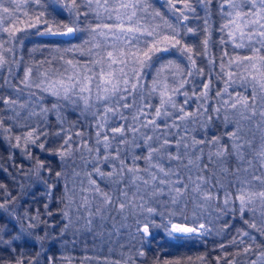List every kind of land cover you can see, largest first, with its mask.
Here are the masks:
<instances>
[{"label": "snow or ice", "instance_id": "6c2138e0", "mask_svg": "<svg viewBox=\"0 0 264 264\" xmlns=\"http://www.w3.org/2000/svg\"><path fill=\"white\" fill-rule=\"evenodd\" d=\"M0 142L16 169L0 171L19 189L0 183L7 264H143L154 241L182 247L237 218L214 264H264V0H0ZM29 197L42 207L24 208ZM128 228L140 248L112 239ZM87 236L93 248L72 255ZM197 262L211 264H153Z\"/></svg>", "mask_w": 264, "mask_h": 264}, {"label": "trees", "instance_id": "16d2710c", "mask_svg": "<svg viewBox=\"0 0 264 264\" xmlns=\"http://www.w3.org/2000/svg\"><path fill=\"white\" fill-rule=\"evenodd\" d=\"M158 4H163V0H158ZM49 10L55 11L56 14L60 16L61 19H63L66 15L65 13H62L59 8L53 7L52 9H49ZM212 12H213V15H212L213 28H218L220 24V19H219V16L215 15L214 7L212 9ZM200 15L203 16L204 13L201 11ZM190 23L193 27L199 24L201 30L203 29L202 20L201 21L191 20ZM203 38H204V35H203V32L201 31L200 35L196 37H189L188 43L189 44L195 43L199 45L200 42L203 40ZM219 38H220L219 33L216 31H213L211 34L212 50L217 56L220 53V47L218 45ZM39 39L40 38L32 37L31 41H25L23 48L18 53V55L23 56V59L26 62L30 58L31 49L38 43ZM31 55L37 60L41 59V54L39 51L35 53H31ZM44 55H47V53H45ZM205 64L206 62L204 61L200 62V66L202 67H204ZM13 70L15 72H20L21 76L23 75V73L20 71L19 68H14ZM4 92L5 94H7L8 89H4ZM72 119H75V117L73 116ZM223 131H224V127L221 122H217L215 127H213V129L211 130L212 134L214 135H220L223 133ZM49 146L54 147L55 144H50ZM36 151H37V154H39L42 159H45L51 166L57 167L59 165L58 158L49 156L47 153L41 154L39 153L38 149ZM8 158H9V148L6 143L0 142V168L8 167L10 172L15 173L16 169L11 167ZM20 159L21 158L19 154L17 153V156H16L17 164H19ZM26 163L27 161H25V164ZM0 183H5L13 191V195H16L19 191L18 187L15 184H13L12 178L7 172L0 171ZM25 183H26V187L31 188V185H29L27 182ZM61 191L62 189L57 190V200H54L50 203V207L53 209V211H56L57 208L60 207V205L58 204V197ZM41 192H42V186L35 188V197H39L41 195ZM32 199L33 197L28 198V200L24 204V208L31 207L35 209L37 206L42 207V203L34 204L32 203ZM21 211H23V208L21 209ZM56 219L59 220V216H57ZM112 223H113L112 221H109V228H111ZM115 223H116V227L119 228L120 221H116ZM128 223L129 225H131L132 221L129 220ZM241 225H242V222L239 221V219L237 218L235 222V226L230 231L225 233L222 230L223 229L222 223L216 222L213 224L214 231L212 235L208 236L203 241L193 242L191 244H188L182 247H175V246H170L168 244H163L162 241H161V244H163V246L161 247L157 244V242L154 241L152 242L150 246V250L148 249L147 246L145 248L146 258L144 259L143 264H153L154 259H156L157 257H159L161 260H164V259H177V258L186 259L187 257L191 256L195 260V258L200 255H207L211 264H214V257L221 254L216 246L220 242L227 243L231 239L232 235L235 233L236 229L240 228ZM132 232H134V229H131V228L124 229L122 234H120L119 236H113L112 239L118 240L119 244H126L129 247L134 246V248L138 249L141 246L140 241L138 239L137 240L132 239V235L130 234ZM105 239H107V237H105ZM157 240L159 241V237H157ZM95 244L97 247H99L100 241L97 240ZM85 246H87L89 250L93 248V238L91 236L82 238L79 244L77 245L75 252H72L71 254L77 257H82L83 249L85 248ZM45 247H47V244H45ZM116 249H117V252H119L118 245H116ZM24 250L30 253V255H35V253L40 250V247L38 243L35 245V247H33L31 244H27L24 246ZM58 250H61L60 244L55 245V247L52 249L54 253L59 254ZM17 251H19V249ZM227 251L232 253L234 252V249L229 247ZM105 252H107V249H105ZM12 258L13 257L10 255V252L0 251V264H7V261ZM252 259H255V257L253 256ZM41 264H43V261H41ZM239 264H248V261L245 257H240Z\"/></svg>", "mask_w": 264, "mask_h": 264}]
</instances>
